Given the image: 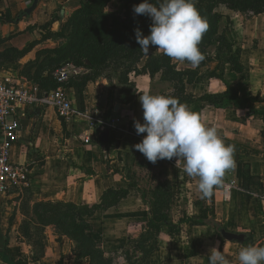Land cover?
Here are the masks:
<instances>
[{"label":"crops","instance_id":"crops-1","mask_svg":"<svg viewBox=\"0 0 264 264\" xmlns=\"http://www.w3.org/2000/svg\"><path fill=\"white\" fill-rule=\"evenodd\" d=\"M87 1L39 0L31 10L34 0H0L3 16L0 18V56L10 49L22 51L32 43L29 51L17 59L1 61L0 74L16 77L23 65L33 59L34 64L38 63V53L51 47L49 39H44L43 30L59 29L65 16ZM246 23L254 29L260 23L262 30L255 34L254 45H244L247 49L243 47L240 51L242 72L236 73L224 65L216 74L222 76L219 79L199 70L194 83L185 85V94L193 100L185 105L205 126L216 127L226 145L235 146L236 167L224 178L225 186L233 183L227 202L224 201L225 186L215 188L209 198L201 199L198 178L185 173L183 162L176 163L173 158L153 164L132 147L146 135H137L134 127V121L144 123L139 95L174 93L173 84L161 73L153 77L148 73L130 74L129 82L134 84L136 93L126 104L119 101L120 91L124 92L126 85L120 84L117 77H111L112 83L105 77L87 82L80 94L83 105L77 101L76 89L66 85V93L75 108L70 123L61 119L48 102L54 89L41 88L37 102L23 107L18 115L19 130L11 154L15 163L26 167L30 179L25 188H10L0 193V264H89L88 259L74 254V244L69 238L57 235L50 226L41 229L40 256L31 259L28 255L32 246L24 243V237L18 238L16 243L19 230L27 223L37 203L93 206L101 203L105 192L125 190L126 197L115 206L98 210L84 219L92 227L93 240L110 258L117 251L107 253L105 250L115 249L117 242L131 238L133 233L138 237L145 231L150 215L141 191L150 174L162 178L168 175L178 190L184 187L191 189V193L179 194L176 198L171 217L174 229L160 228L157 247L145 264H208L213 247L218 248L230 264H239L238 252L249 246L248 241L252 246H264V14L252 16ZM149 56L143 57L137 66L139 70ZM173 64L177 71L195 70L184 62L173 60ZM76 70L77 74L69 80L80 75V70ZM47 73L48 70L41 72L34 82L45 84ZM227 87L233 89L238 98L249 100L244 108L207 102H201L198 108L195 104L206 96L223 95ZM106 131L109 143L102 145L100 139ZM147 164L150 165L147 167ZM204 213L208 222H214L227 233L244 234L247 241L221 240L213 227L182 222L203 217ZM11 233L16 235L15 247L19 251L12 249V240L9 245L6 243ZM23 256L27 259H21Z\"/></svg>","mask_w":264,"mask_h":264},{"label":"trees","instance_id":"trees-1","mask_svg":"<svg viewBox=\"0 0 264 264\" xmlns=\"http://www.w3.org/2000/svg\"><path fill=\"white\" fill-rule=\"evenodd\" d=\"M110 1L112 0H88L85 3H81L79 9L73 12L74 16L75 13L79 11L81 13V11L85 9L88 10L94 5L101 6V13L98 17L100 20L97 21L93 18V27L91 29H83L87 24L86 20H78L76 28L79 30L76 32V42L73 45V48L76 49V53L70 56L73 59H77L81 56L83 59L81 62L83 64L73 65L76 67L83 65L85 69L93 73L95 72L96 74L91 78H86L84 82H81L82 76L79 78L77 76L74 79H70L67 85L73 86L76 90H79L81 94V89L87 82L95 81L101 76V73L105 69L114 68L116 71H121V75L119 74L120 76L118 77L120 84L126 85L125 91H120L119 94V101L124 104L129 103L136 93L135 86L133 83L129 82L128 76L130 74L137 76L141 73H148L150 77H153L157 73H161L174 87V93L168 96L177 98L180 103L189 104L193 100L185 94V85L194 83L195 79L198 77V68H200L203 63L211 61L208 55V48L214 43L219 44V48H215L216 61H220V65L223 67L224 65H229L231 71L241 73L243 67L239 61L240 51L235 50V52L231 54L232 46L227 43L224 32L219 28L223 16L216 13L215 10L219 6H224L227 10L238 14L250 16L264 14V0H195V7L199 14L206 19L208 24V30L198 46L199 50L205 56L201 64L195 68V70L177 71L176 65L173 64V60L161 53L158 56L155 54L150 55L143 69L139 70L137 66L143 59L144 53L135 39V30L139 29L144 36L149 35V26L152 21L147 16H132L126 11L122 22L112 20L111 23L104 12L105 7ZM118 1L124 3L125 8H127V5L134 6L143 2V0ZM149 2L155 3L156 0H149ZM1 17L3 16L0 15V18ZM226 20H229V18L226 17ZM126 37L128 38L126 39ZM77 42L79 44H76ZM31 47L32 43L27 49L22 51L10 49L6 51L4 55L0 56V62L17 59L19 56L29 51ZM225 52L228 53L227 57H220V55H223ZM11 54H14L15 57L13 59H7V56ZM184 63L190 65L188 62ZM223 67H221L222 70ZM208 75L222 79L221 75L216 76L213 72ZM105 78L108 81L110 80V77L106 76ZM48 80L47 76V78H45L46 83L41 84L42 89H47L50 84L54 89L58 87L55 81L50 83ZM27 81L35 83L32 80ZM220 101L223 103H220ZM201 102H207L216 106L219 104H230L237 108H244L249 100L238 98L236 92L230 87H227L223 95L206 96L195 101L198 108L201 107ZM149 165L150 164H147L146 166L148 167ZM168 182V180L162 179L160 175L156 176L150 174L149 178H147L145 187L141 191V197L149 207L150 217L148 223L145 225V231L133 241V252L127 248L123 251L127 264H136L138 260L140 261L139 264H145L148 255L157 247V236L160 228L166 226L170 230L174 229L171 216H167L166 213V202L169 196L166 185L170 183ZM129 185L133 187L136 186L135 183H130ZM126 195L127 191L125 190L107 191L103 194L101 203L93 206H76L62 202L37 203L32 208L31 216L34 220L33 223L31 220V223L35 227H40L41 229L50 226L55 230L57 235L69 238L74 244V254L80 259H88L89 264H113V260L106 257L100 246L93 240L91 236L93 232L92 227L84 221V219L91 217L98 210H104L115 206L121 199L125 198ZM182 222L190 223L191 225L200 223L208 225L213 227L221 237L222 228L212 221L208 222L206 213H204L203 217L198 219L182 220ZM21 234L24 238L30 237V225L28 223L22 225ZM131 240L134 239H127L126 246ZM221 240H223L222 237ZM247 243L250 245V241ZM39 245L41 248V240H39ZM136 253H140L139 258H135ZM131 258H134L133 263L131 262ZM16 264H20V262H16Z\"/></svg>","mask_w":264,"mask_h":264},{"label":"clouds","instance_id":"clouds-1","mask_svg":"<svg viewBox=\"0 0 264 264\" xmlns=\"http://www.w3.org/2000/svg\"><path fill=\"white\" fill-rule=\"evenodd\" d=\"M133 13L151 19L150 34L135 30V39L145 55L155 46L170 59L188 62L193 69L205 59L199 44L208 24L197 8L195 0H143L133 6ZM144 123L134 121L137 135L146 133L142 141L132 147L155 164L158 160L176 158L183 162L184 171L198 178L201 199L209 198L215 188L225 186V175L236 167L235 146L226 145L217 128L205 126L197 114L172 96L139 95ZM239 264H264V246H245L238 252ZM208 264H230L225 255L213 247Z\"/></svg>","mask_w":264,"mask_h":264},{"label":"rangeland","instance_id":"rangeland-1","mask_svg":"<svg viewBox=\"0 0 264 264\" xmlns=\"http://www.w3.org/2000/svg\"><path fill=\"white\" fill-rule=\"evenodd\" d=\"M126 11L128 14L132 16H136V14L133 13L132 5H127V8H125L124 3H121L118 0H112L111 2L107 4V6L104 9V12L106 13L111 23H112V20H118V22H122L124 20V14ZM215 12L223 16V20L220 21L219 28L221 31L224 32V35L227 39V43L230 46H232L231 54H233L235 50L241 51L244 45L248 44L249 46H251L255 44V40H256L255 34L258 33V31L262 30V27L260 26V23H258L257 27L254 29L253 26L250 27V25L246 23V19L252 18V16L245 15V14L232 13L231 11L227 10L224 6L217 7ZM77 13H75L74 16H73V13H70V15L65 16V19L62 20L63 22L59 29L55 31H50V30L46 31L45 29L43 30L44 39H49L50 43L48 44L51 45V47L49 49L42 50L38 53L39 56L37 57V59L40 60L38 63L34 64V59H33V61H30L29 64L23 65L19 75L17 74L16 77L25 78L26 80L34 81V78L40 75L41 72L48 70V73H47L48 79H49L48 81L52 83L54 82V78L56 76L57 71L64 69L68 73L69 76L70 75L72 76L74 75L73 71L75 70L77 72L76 69H79L80 75L78 76V78L82 76L81 82L82 81L84 82L86 78H91L96 74L95 72L93 73L85 69L83 65L77 66V67L73 65V64H83L81 62L83 61L81 56H79L77 59H73L70 56H73L76 53V49L73 48V45L76 42V39H75L76 32L77 30H79L78 28H76L78 20L79 21L86 20L87 24L83 27V29L85 28L91 29L93 27V23H92L93 18L96 19L97 21L100 20L98 19V17L100 16V13H101V6L94 5L88 10L85 9L81 11V13L80 11ZM226 17H228L229 20H226ZM127 38L128 37H126V39ZM76 44H79V43L77 42ZM29 45L26 46L23 50L27 49ZM216 47L219 48V44L214 43L212 46L208 48V53H209L211 61L203 63V65L200 66V68H198V73H199V70L200 72L204 73V75H208L211 72H213L214 74L220 73V71L222 70L221 67L223 66L220 65L221 64L220 61L218 60L216 61L215 59L216 58V53H215ZM243 49L245 50L247 49V47H244ZM152 50L154 53H152ZM87 51H88V48H87ZM150 54H155L156 56H158L161 54V52L156 50L155 46H150L149 55ZM149 55L144 54V56H149ZM227 55L228 53L225 52L223 53V55H220V57H225V56L227 57ZM14 57H15L14 54H11L7 56V59H13ZM73 66L74 68H72ZM119 74L121 75L120 70L116 71L114 68H111V69H105L101 73L100 77H106V76L110 77L109 82L112 83L111 77L118 78L120 76ZM4 76H13V75H5V74L1 75L0 74V78ZM41 86L42 85L40 84V90H41ZM49 88L54 89L51 84L49 85ZM76 91H77L76 96L78 97L77 101H79L80 103L79 105H83V100L80 96V92L79 90H76ZM220 103H223V102L220 101ZM162 179L168 180L170 182V183L168 182L169 184L166 185L167 192L169 195L167 197V202H166V213H167V216L170 215L172 217L174 205L177 202L176 198L178 197V195L181 194L185 196L187 192L190 194L191 189L189 190L183 187L182 191L178 190L176 187V184H174L172 181L169 180L168 175H166V177ZM176 207H178V204ZM175 211H178V209L175 208ZM31 220L33 223L34 218L32 216H30L28 221H26L28 224H30V227H31L30 237L24 238L23 241L25 244H30L32 246L33 249L32 248L30 249V252L32 254L29 253L28 257L31 259H34L40 256V245H39L40 234L39 232L41 228L35 227L31 223ZM21 229L22 227L19 230L21 236L20 235L17 236L16 243L19 242L18 238L23 237V235L21 234ZM14 236L16 235L11 233L10 236H8L6 243L7 245H9L10 240H12V243L14 245L12 249L19 251L15 247L16 237ZM135 236H137V234L133 233L131 238L134 240H131V242L127 243V246L125 243V241L127 242V240L123 239L121 242L119 241L116 243V246H115L116 250L115 249L105 250L107 253L109 252L113 253L117 251V253H114V255L110 256V258L113 260V264H127L123 251L127 248V249H130L131 252H133V249H132L133 241H135L137 238ZM97 241L99 240L97 239ZM139 255L140 253H136L135 258L136 257L139 258ZM21 259H27V257L23 256L21 257ZM133 261H134V258H131L132 263ZM139 262H140L139 260L136 261V264H139Z\"/></svg>","mask_w":264,"mask_h":264},{"label":"built area","instance_id":"built-area-1","mask_svg":"<svg viewBox=\"0 0 264 264\" xmlns=\"http://www.w3.org/2000/svg\"><path fill=\"white\" fill-rule=\"evenodd\" d=\"M73 68V67H72ZM73 74L77 72L74 70ZM73 76V75H72ZM68 73L62 69L56 72L54 81L58 85L49 97L48 102L57 115L65 122H71L75 108L73 101L66 93L69 81ZM37 84L14 76L0 78V193L10 188H25L29 183V173L25 166L15 163L12 159L11 146L19 130L18 115L23 107L33 106L39 96ZM11 141L8 142L7 140ZM87 142V140H85ZM233 183L224 187V201H228Z\"/></svg>","mask_w":264,"mask_h":264},{"label":"water","instance_id":"water-1","mask_svg":"<svg viewBox=\"0 0 264 264\" xmlns=\"http://www.w3.org/2000/svg\"><path fill=\"white\" fill-rule=\"evenodd\" d=\"M38 1H39V0H34L31 10H32L33 8L36 7ZM7 141L10 142L11 140L8 139ZM108 143H109V132L106 131V132L102 135V137H101V139H100V144H102V145H107ZM221 237H222L224 240H226V241H230V242H234V241H235V242H241V243L246 242L247 239H248V237H247L246 235H241V234H239V235H236V234H230V233H227V232H225V231H222V232H221Z\"/></svg>","mask_w":264,"mask_h":264}]
</instances>
